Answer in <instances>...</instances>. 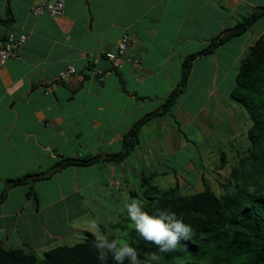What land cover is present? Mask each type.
<instances>
[{
	"label": "crops",
	"instance_id": "obj_1",
	"mask_svg": "<svg viewBox=\"0 0 264 264\" xmlns=\"http://www.w3.org/2000/svg\"><path fill=\"white\" fill-rule=\"evenodd\" d=\"M43 1L53 0H0V41L28 35L0 70V244L42 255L86 232L114 233L148 181L191 194L204 178L221 193L251 126L243 105L230 108L232 69L237 76L264 33V15L243 34L225 33L264 0H66L60 15L34 14ZM127 32L134 40L115 66L107 53ZM216 37L227 39L193 59L184 91L165 111L184 60ZM69 65L76 72L60 80ZM201 89L216 95L215 110ZM134 129V146L120 157ZM70 158L95 161L58 165ZM55 166L49 177L28 178Z\"/></svg>",
	"mask_w": 264,
	"mask_h": 264
},
{
	"label": "trees",
	"instance_id": "obj_2",
	"mask_svg": "<svg viewBox=\"0 0 264 264\" xmlns=\"http://www.w3.org/2000/svg\"><path fill=\"white\" fill-rule=\"evenodd\" d=\"M263 15L264 7L245 16L234 25L233 33L227 38L243 34ZM10 20H13L12 17ZM227 38L212 39L202 51L184 60L182 82L167 97L163 105L165 111L176 103L184 91L193 59L198 54L211 52ZM232 97L246 107L251 119L247 148L239 153L232 165L221 193H216L204 178L203 189L191 194H184L179 186L163 189L152 181L147 182L141 191V210L157 217L161 213H174L177 219L191 226L193 234L188 239H181L174 250L161 252L154 243L145 240L135 227L131 228L128 231L129 246L136 250L139 264H264V33L241 60ZM149 118L150 115H146L141 122ZM131 135L120 157L132 150L137 129ZM64 160L58 165L91 164L95 161L94 158ZM222 160L226 161L225 158ZM24 180L26 177L19 179ZM103 236L121 246L116 234ZM95 244L96 235L92 232H86L83 241L55 246L42 255L29 248L13 249L0 244V264H118L110 252L106 260H99V250ZM152 254L159 256V261L148 260L147 257ZM123 264H129V260L126 258Z\"/></svg>",
	"mask_w": 264,
	"mask_h": 264
},
{
	"label": "clouds",
	"instance_id": "obj_3",
	"mask_svg": "<svg viewBox=\"0 0 264 264\" xmlns=\"http://www.w3.org/2000/svg\"><path fill=\"white\" fill-rule=\"evenodd\" d=\"M4 65L1 67V69L4 67ZM69 66H67L62 71L66 70ZM74 69V72H72L66 79L60 78V74L62 72L61 71L59 73V79L67 80L72 74L76 72L75 67ZM94 69L98 68L93 67V69H90V74L93 76H95L93 74ZM98 70L103 73L101 69ZM102 73L101 75L103 77ZM95 77L98 78L97 76ZM140 196L141 194L138 195V197ZM141 203L133 200L130 204L126 205L128 209V212H126V216L130 218L136 228V231L145 240L154 243L161 252H169L174 250L181 239H188L193 234L191 226L185 224L182 220L177 219L174 213L171 215H169L168 213H161L158 217L150 216L148 215V213L141 210ZM165 221L168 222L166 223ZM93 227H95L94 222ZM94 246L99 250L98 259L101 261L106 260L107 254L110 252L113 254V257L118 262V264H123L126 258L129 260V264H139L136 250L127 244L118 247L116 241L109 242L106 236L96 235V244ZM147 259L151 261H159V256H157L156 254H152L151 256L147 257Z\"/></svg>",
	"mask_w": 264,
	"mask_h": 264
},
{
	"label": "built area",
	"instance_id": "obj_4",
	"mask_svg": "<svg viewBox=\"0 0 264 264\" xmlns=\"http://www.w3.org/2000/svg\"><path fill=\"white\" fill-rule=\"evenodd\" d=\"M66 0H53L52 2L43 1L33 6L32 12L36 15L47 11L52 15H60L64 12ZM27 34L15 35L14 33H8L7 36L0 41V69L5 64L7 59L15 57L18 54V51L23 47L27 40ZM134 37L131 33H124L117 45V50L114 52L107 53V58L109 61L114 63L115 66H118V60L121 57L125 56L129 46L133 42ZM131 62H134L135 65H140L139 60L129 59ZM74 67L69 66L66 70L62 71L60 78L66 79L72 72H74ZM101 71L98 69L93 70V74L102 79Z\"/></svg>",
	"mask_w": 264,
	"mask_h": 264
},
{
	"label": "rangeland",
	"instance_id": "obj_5",
	"mask_svg": "<svg viewBox=\"0 0 264 264\" xmlns=\"http://www.w3.org/2000/svg\"><path fill=\"white\" fill-rule=\"evenodd\" d=\"M236 69H232V87L234 88V86H235V81H236ZM191 83H194V81H192ZM192 86H198V85H192ZM202 93H204V94H206L205 93V91L203 90V89H201L200 90ZM211 97V101H210V104L209 105H211L212 106V111L213 110H215V100H216V95H207L206 94V96L203 98V101H205L207 98H210ZM236 103H238L240 106L242 105L239 101H237L236 99H234L233 97H231V101H230V108H231V110H235L234 108H235V105H236ZM208 105V106H209ZM242 107V106H241ZM242 109L244 110V112H245V116H247V115H249L248 114V111H247V109H246V107L245 106H243L242 107ZM240 113V112H239ZM240 118H242L243 119V114L242 113H240ZM226 121V120H225ZM226 141H225V144H227V147L229 146V144H230V140L228 139V138H226L225 139ZM234 143H235V141H234ZM249 142H247V144H248ZM215 145L216 144H213V146L215 147ZM211 150H214L213 148H211ZM243 151H245V149H241V153L243 152ZM204 162H206V160H204ZM224 177H228L226 174H225V176ZM224 177L223 176H221V179H224ZM216 186V185H215ZM214 186V187H215ZM220 190V189H219ZM123 214H124V211L122 212ZM125 215H126V213H125ZM119 228H113V231H114V233L116 234V236H117V238H118V241H119V243H120V245L121 246H123L124 244H127V245H129V243H130V240H129V237H128V230H130L131 228H133V227H135L134 226V224L132 223V221L130 220V218L129 217H127L126 219H123V220H121V219H119ZM121 227H123V228H121Z\"/></svg>",
	"mask_w": 264,
	"mask_h": 264
},
{
	"label": "water",
	"instance_id": "obj_6",
	"mask_svg": "<svg viewBox=\"0 0 264 264\" xmlns=\"http://www.w3.org/2000/svg\"><path fill=\"white\" fill-rule=\"evenodd\" d=\"M233 33V29H230L227 33H225V37H228L230 34ZM153 115V114H152ZM57 169H59V166H55L54 168H52L51 170L49 171H45V172H42V173H38V174H33V175H30L28 178L31 179V178H45V177H49L51 176Z\"/></svg>",
	"mask_w": 264,
	"mask_h": 264
}]
</instances>
